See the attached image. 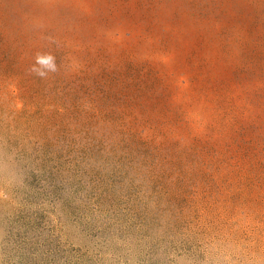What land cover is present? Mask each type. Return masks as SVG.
Wrapping results in <instances>:
<instances>
[{"label":"rangeland","instance_id":"374dc122","mask_svg":"<svg viewBox=\"0 0 264 264\" xmlns=\"http://www.w3.org/2000/svg\"><path fill=\"white\" fill-rule=\"evenodd\" d=\"M0 264H264V0H0Z\"/></svg>","mask_w":264,"mask_h":264}]
</instances>
